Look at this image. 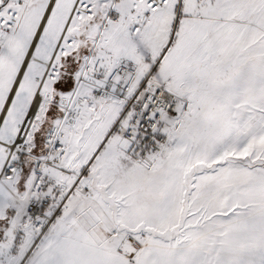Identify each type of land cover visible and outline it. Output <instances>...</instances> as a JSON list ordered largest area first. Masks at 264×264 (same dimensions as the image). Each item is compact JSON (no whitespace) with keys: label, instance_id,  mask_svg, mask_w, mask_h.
<instances>
[{"label":"snow or ice","instance_id":"1","mask_svg":"<svg viewBox=\"0 0 264 264\" xmlns=\"http://www.w3.org/2000/svg\"><path fill=\"white\" fill-rule=\"evenodd\" d=\"M0 264H264V0H0Z\"/></svg>","mask_w":264,"mask_h":264}]
</instances>
